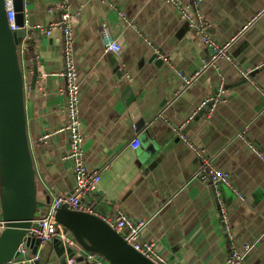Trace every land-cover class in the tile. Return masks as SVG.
Instances as JSON below:
<instances>
[{
  "label": "crops",
  "instance_id": "0c3cea01",
  "mask_svg": "<svg viewBox=\"0 0 264 264\" xmlns=\"http://www.w3.org/2000/svg\"><path fill=\"white\" fill-rule=\"evenodd\" d=\"M55 1L25 0L28 43L21 54L37 198L47 204L39 206L42 212L75 187L73 163L64 159L71 150L69 135L56 133L67 122V98L64 35L60 30L47 34L58 17L48 11ZM177 1L192 6V0ZM70 2L73 10L82 7L73 34L83 149L89 168L103 171L87 203H94L105 219L122 211L147 220L141 241L153 243L171 264H226L233 247L244 245L252 247L246 264H264V161L249 145L264 154V0L200 4L198 13L211 37L219 44L234 40L231 59L221 58L206 69L211 50L168 0ZM103 26L124 48L123 56L105 51ZM158 60L163 63L156 65ZM176 71L200 75L185 87ZM221 84L226 89L222 101L205 105ZM128 90L135 96L139 121L127 101ZM174 127H183L187 141L174 135ZM151 145L155 152L141 162ZM190 145L204 147L207 158L230 177L232 188L210 175L197 176L202 162ZM37 254L43 264H60L49 243L40 245ZM88 255L80 248L77 257L85 260L69 264H109Z\"/></svg>",
  "mask_w": 264,
  "mask_h": 264
},
{
  "label": "water",
  "instance_id": "95a60500",
  "mask_svg": "<svg viewBox=\"0 0 264 264\" xmlns=\"http://www.w3.org/2000/svg\"><path fill=\"white\" fill-rule=\"evenodd\" d=\"M15 21L20 29L13 32L9 27L5 1L0 0V204L1 220L6 228L0 234V264L15 262L20 257L23 243L30 245L31 254H37L40 240L28 237V230L36 224L34 220L45 216L38 201L37 176L27 132L25 111V79L21 64L20 44L25 37V0H14ZM188 24V23H187ZM189 26V25H188ZM154 54L152 59H157ZM163 61L158 60L156 65ZM36 72L33 82L36 81ZM127 101L139 121L141 115L133 96L128 90ZM208 107V106H207ZM144 121L137 123L141 128ZM155 152V147H146L140 155L145 163ZM82 198L83 208L72 210L62 204L56 211L55 220L66 236L72 237L77 246L54 238L53 246L60 264L82 262L85 257H77L79 249L98 255L109 264H155L137 251L101 215L95 212L94 203Z\"/></svg>",
  "mask_w": 264,
  "mask_h": 264
},
{
  "label": "built area",
  "instance_id": "2783aa9c",
  "mask_svg": "<svg viewBox=\"0 0 264 264\" xmlns=\"http://www.w3.org/2000/svg\"><path fill=\"white\" fill-rule=\"evenodd\" d=\"M7 12V19L9 27L13 32H16L20 27L15 21V6L14 0H4ZM174 4L181 17L188 23L190 28H196L202 37L203 44L211 50V55L207 61H205L203 68L214 66L217 60L221 58L231 59L229 48L231 47L233 39L224 44L217 43L208 32V24L199 15L198 8L204 0H192V6L182 5L177 0H168ZM81 9L73 10L70 0H56L52 5L48 7V11L53 14H57V18L52 21L47 30V34L50 35L54 30L62 31L64 35V54L66 60V70L64 77L66 81V117L67 122L62 126L56 133H67L70 139L71 150L64 156L65 160H69L73 163V173L75 179V187L72 194L68 196H62L56 198L45 216H38L34 223V227L28 230V237L37 238L40 240V244L44 245L56 237H60L64 242H68L72 246H77L72 237L66 236L63 229L55 220L56 211L62 204H67L72 210H87L94 212L91 208H83L81 204L82 198L92 199L96 193L97 186L101 181L102 172L97 170H91L87 164L86 155L83 149V143L85 135L82 129V120L80 115V101H81V87L79 81L78 69L74 56V34L73 26L81 16ZM124 17L123 14H121ZM256 19V18H255ZM27 23V21H26ZM103 43L106 52L114 53L116 56H123L125 50L115 39L109 31L107 26H103ZM248 27L245 26V28ZM28 37H24L19 48L20 54L25 53L27 50ZM164 58V56H163ZM165 59V60H164ZM164 61L169 60L164 58ZM238 66L237 64H235ZM177 74L182 78L184 86L188 87L193 84L198 76L199 72L191 76H184L181 72L176 71ZM245 78L250 80L249 73H243ZM225 87L221 84L218 92L213 97L208 98L204 104L216 105L220 103L225 95ZM183 127H174V135L179 136L183 140L187 141L185 135L182 134ZM247 130L242 133L246 135ZM51 134L44 136L43 139H47ZM249 143V142H248ZM253 151L259 154L260 158L264 161V154L260 152L259 148L255 144H250ZM132 146L137 149L140 146L139 140H135ZM192 150L198 156L202 162L197 176L207 179V175L212 177L215 183H222L232 188L230 177L223 171L217 169L213 161L206 156V152L203 146L190 145ZM241 199H243L241 197ZM223 224L225 225L229 239H233V235L230 231L229 219L225 210H222ZM107 222L118 232L124 239L131 244L137 251L144 254L147 258L153 261L155 264H171L154 249V244L149 242H142V233L147 226V220L145 219H132L129 218L124 212L119 211L116 216L106 219ZM6 228L5 223L0 220V234ZM252 250L249 245H244L241 249L233 247L230 256L228 257L226 264H246V257ZM94 254H89L88 258H93ZM15 262L19 264H43L38 254H31V247L26 243H23L20 249V257ZM74 263V260L70 261Z\"/></svg>",
  "mask_w": 264,
  "mask_h": 264
}]
</instances>
